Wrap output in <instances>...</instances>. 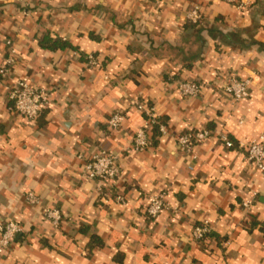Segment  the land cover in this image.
I'll return each instance as SVG.
<instances>
[{"label": "crops", "instance_id": "1", "mask_svg": "<svg viewBox=\"0 0 264 264\" xmlns=\"http://www.w3.org/2000/svg\"><path fill=\"white\" fill-rule=\"evenodd\" d=\"M248 1L241 11L218 0H0V66L11 40L12 78L52 95L33 123L0 94V224L24 229L0 264H264L263 174L216 136L193 155L175 142L192 130L226 131L236 144L264 132V0ZM194 5L205 12L200 24L186 19ZM45 37L70 49L46 50ZM90 55L99 67L88 66ZM229 74L253 81L250 100L218 93ZM182 79L198 82L202 96L182 97ZM132 99L156 106L168 129L142 153L129 148L139 113L107 133ZM98 147L122 156L121 180L101 191L76 157ZM161 191L178 212L151 222L148 196ZM249 199L260 223L252 232L243 225ZM54 207L60 229L42 216ZM205 221L213 237L196 243L192 231Z\"/></svg>", "mask_w": 264, "mask_h": 264}, {"label": "built area", "instance_id": "2", "mask_svg": "<svg viewBox=\"0 0 264 264\" xmlns=\"http://www.w3.org/2000/svg\"><path fill=\"white\" fill-rule=\"evenodd\" d=\"M159 4L162 0H149ZM244 11L249 5L248 0H218ZM204 9L201 5H194L187 13L188 22L198 24L204 18ZM8 55L0 66V94L5 91L8 110L17 116L29 120L33 123L42 115L43 111L51 103V91L33 85L23 78H12V69L17 65V49L13 41L6 42ZM87 64L90 67H99L100 59L90 55L87 56ZM253 81L247 78H241L236 74H229L222 79L218 88V93L228 95L235 104L250 100L252 97ZM177 92L187 99H198L202 96L203 87L196 81L182 79L177 84ZM132 112L139 113L143 118V125L132 134L130 150L137 152H146L153 146L154 136L159 137L168 135V129L159 110L156 106L150 105L139 99L130 100L127 108L115 112L107 122V133H115L123 130L128 122L129 115ZM216 136L217 140L224 144L228 149L242 152L246 160L253 165L264 176V132L259 137L250 142L236 144L226 131H220L217 134L204 130H192L175 137L177 147L184 153L194 154L197 146L204 144ZM157 137V138H159ZM83 170L84 177L87 180L96 182L101 191L103 183L117 184L121 180V158L122 156L115 151L98 147L89 154L80 152L77 154ZM169 193L167 191L155 192L148 196V204L145 209L146 217L149 221L155 222L165 213H177L176 207L168 203ZM26 200L32 206H40L41 200L34 193L29 192ZM118 201L123 203L124 198L119 197ZM244 210L251 214L255 207L253 199L246 200L243 203ZM42 216L44 220L52 223L55 229H60L64 214L59 208H43ZM24 232L23 227L12 220H7L0 224V256L11 249L12 244ZM213 227L209 222H203L195 226L191 239L196 243H202L208 240L212 234Z\"/></svg>", "mask_w": 264, "mask_h": 264}, {"label": "trees", "instance_id": "3", "mask_svg": "<svg viewBox=\"0 0 264 264\" xmlns=\"http://www.w3.org/2000/svg\"><path fill=\"white\" fill-rule=\"evenodd\" d=\"M200 22H199V24H200ZM44 43L47 44V46L44 49L49 50V51H64V50H67L68 48L70 49L69 44L62 42V41H53V40H50L48 37H45ZM243 225H244V228L246 230H248L249 232H252L255 229H257L258 227H260V223L257 221L256 216H254L252 214H248L246 216V219H245ZM209 237H213V234H210L208 236V238ZM93 239H95V238L94 237L92 238L91 248H93V243H95V240H93Z\"/></svg>", "mask_w": 264, "mask_h": 264}]
</instances>
